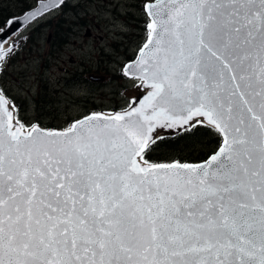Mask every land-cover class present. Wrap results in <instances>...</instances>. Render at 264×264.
I'll return each mask as SVG.
<instances>
[{
	"label": "snow or ice",
	"instance_id": "snow-or-ice-1",
	"mask_svg": "<svg viewBox=\"0 0 264 264\" xmlns=\"http://www.w3.org/2000/svg\"><path fill=\"white\" fill-rule=\"evenodd\" d=\"M145 9L126 66L143 94L121 111L45 129L0 89V264H264V0ZM47 10L6 22L0 60ZM198 125L222 137L206 160L150 159Z\"/></svg>",
	"mask_w": 264,
	"mask_h": 264
},
{
	"label": "rangeland",
	"instance_id": "rangeland-1",
	"mask_svg": "<svg viewBox=\"0 0 264 264\" xmlns=\"http://www.w3.org/2000/svg\"><path fill=\"white\" fill-rule=\"evenodd\" d=\"M64 2L65 7L60 5L44 13L14 34L6 48L11 52L0 60V89L8 92L6 96L26 122L39 123L45 129L67 128L72 120L90 113L114 114L143 94L142 88L133 85L125 67L148 37L146 25L150 19L144 22L145 5L142 12L139 0ZM8 3L15 2L5 0ZM64 10V38L68 28L72 32L67 35V43L56 44L54 26ZM181 130L165 129L160 134ZM207 138L186 142L175 152L170 150L168 158H174L169 162H185L175 156L182 158L190 150L194 155L206 150Z\"/></svg>",
	"mask_w": 264,
	"mask_h": 264
},
{
	"label": "trees",
	"instance_id": "trees-1",
	"mask_svg": "<svg viewBox=\"0 0 264 264\" xmlns=\"http://www.w3.org/2000/svg\"><path fill=\"white\" fill-rule=\"evenodd\" d=\"M37 1L39 0H14L15 3L8 4H5V0L0 2V29L6 25V22L10 18L21 15L27 10L31 9ZM139 1V9L143 12L144 5L146 4V2H148V0ZM12 4H16L17 6L13 7L11 6ZM62 5L65 7L67 3L64 2ZM67 10H70V8H67ZM65 12L66 10H64L63 15L60 16V18L57 20L56 26H54L55 38L57 40L56 44L67 43L69 41L67 35L72 32V30L68 28L66 38H64L66 30L62 29V24L66 23V20L64 18ZM144 16V22L147 23V19L149 18H147L146 14H144ZM62 30L63 36L61 34ZM58 34H61V36H59ZM161 136H163L164 139L162 141H158L159 146L154 149L150 156V159L153 162H169L171 159L174 158H168L170 156V150H173L174 152L178 151L180 147L186 142H198L200 139L209 136V138H207V140L205 141L206 145L208 146L206 150L201 149L200 153L196 155H194L193 151L190 150L188 154H186L187 157L182 158L179 156H175L185 162H200L207 159L208 155L215 150L214 148L218 146L219 142L222 139V137L215 133L214 130H209L206 126L199 125L189 132H184L183 130H181L176 131L174 133H163L161 134ZM214 145L215 147H213ZM181 151H184V149H181Z\"/></svg>",
	"mask_w": 264,
	"mask_h": 264
},
{
	"label": "water",
	"instance_id": "water-1",
	"mask_svg": "<svg viewBox=\"0 0 264 264\" xmlns=\"http://www.w3.org/2000/svg\"><path fill=\"white\" fill-rule=\"evenodd\" d=\"M65 0H63V2H64ZM62 2V3H63ZM150 2H153V0H150V1H148L147 3H150ZM62 3H60L59 2V0H39L38 1V3H37V5L36 6H34V7H32L31 9H29V10H27L26 12H24L23 14H21V15H18V16H16V17H22V16H24V14L25 13H27V12H33L35 9H37V8H40L42 5H49V10H47V11H43L42 12V14H39V15H37L36 16V18H35V20L34 21H36L38 18H40L44 13H46V12H48V11H50V10H52V9H54V8H56V7H58V6H60ZM53 4H56L57 6L56 7H52V5ZM146 10V9H145ZM149 17V16H148ZM150 18V17H149ZM151 19V18H150ZM34 21H30V22H28V23H26V25L24 26V27H26L27 25H30L31 23H33ZM6 26V25H5ZM4 26V27H5ZM3 27V28H4ZM2 28V29H3ZM23 27H21L20 26V24H14L13 26H12V28H10L7 32H4L3 33V36H2V38H6L7 39V42H8V40L14 35L13 33H17L19 30H21ZM17 29H19L18 31H17ZM6 42V43H7ZM5 43V44H6ZM5 44H4V48H5ZM6 49V48H5ZM137 56V55H136ZM136 59V57L134 58V60ZM132 62V61H131ZM131 62H128L127 63V65L128 64H130ZM126 65V66H127ZM125 71H126V73H127V69H126V67H125ZM129 75V74H128ZM129 76H131V75H129ZM80 119V118H79ZM203 162V161H202ZM201 163V162H200Z\"/></svg>",
	"mask_w": 264,
	"mask_h": 264
},
{
	"label": "bare ground",
	"instance_id": "bare-ground-1",
	"mask_svg": "<svg viewBox=\"0 0 264 264\" xmlns=\"http://www.w3.org/2000/svg\"><path fill=\"white\" fill-rule=\"evenodd\" d=\"M7 46H8V42L5 44V48H7Z\"/></svg>",
	"mask_w": 264,
	"mask_h": 264
},
{
	"label": "flooded vegetation",
	"instance_id": "flooded-vegetation-1",
	"mask_svg": "<svg viewBox=\"0 0 264 264\" xmlns=\"http://www.w3.org/2000/svg\"><path fill=\"white\" fill-rule=\"evenodd\" d=\"M5 94L8 95V92L5 90Z\"/></svg>",
	"mask_w": 264,
	"mask_h": 264
}]
</instances>
